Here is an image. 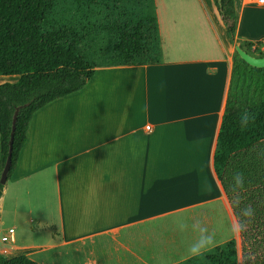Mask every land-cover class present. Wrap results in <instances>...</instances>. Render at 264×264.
Instances as JSON below:
<instances>
[{
  "label": "crops",
  "instance_id": "0c3cea01",
  "mask_svg": "<svg viewBox=\"0 0 264 264\" xmlns=\"http://www.w3.org/2000/svg\"><path fill=\"white\" fill-rule=\"evenodd\" d=\"M234 1L237 40L264 41V5ZM155 3L162 62L98 67L83 89L34 113L0 199L21 223L0 217L4 234L14 228L5 257L176 264L218 245L209 238L226 232V215L228 233L236 229L242 190L233 175L228 185L218 177L214 156L237 43L214 0ZM18 79L0 75V85Z\"/></svg>",
  "mask_w": 264,
  "mask_h": 264
},
{
  "label": "trees",
  "instance_id": "16d2710c",
  "mask_svg": "<svg viewBox=\"0 0 264 264\" xmlns=\"http://www.w3.org/2000/svg\"><path fill=\"white\" fill-rule=\"evenodd\" d=\"M214 1L232 43H237L235 1L222 0L221 6ZM240 45L252 55L264 56L257 54L253 42ZM162 59L155 0H0V75L19 76L15 83L0 85V178L17 108L8 180L37 110L83 89L98 67L154 64ZM234 59L215 170L225 184L232 182L231 174L238 189L259 196L257 209L264 204V68L249 65L236 51ZM237 59L244 71L236 69ZM242 150L248 151L238 160V168L228 171L232 155ZM4 188L0 182V199ZM0 264L39 263L24 254L7 258L0 253ZM176 264H240L237 240L229 239Z\"/></svg>",
  "mask_w": 264,
  "mask_h": 264
},
{
  "label": "rangeland",
  "instance_id": "374dc122",
  "mask_svg": "<svg viewBox=\"0 0 264 264\" xmlns=\"http://www.w3.org/2000/svg\"><path fill=\"white\" fill-rule=\"evenodd\" d=\"M216 4V2L214 1ZM243 41H238L237 44H241ZM253 42L256 45L257 54L264 53V41L261 43ZM237 70L244 71L242 64L237 59V65L235 66ZM7 183V182H6ZM248 193V194H247ZM251 192L249 190H242L239 196H233V219L235 230L232 228L230 233H228L227 223L228 218L227 215L224 217L226 222V232L222 235H216L214 237H210L212 240L214 238L215 244H219L222 240H229L235 238L238 244V252H239V260L240 264H263L264 263V204L258 205L256 209V202L260 200V197L249 196ZM7 199V200H6ZM5 199V208L3 205L0 206V217L2 220H6L8 226L15 225L20 226V221L15 220L10 213V199L6 196ZM4 203V202H3ZM223 217V215H222ZM223 222V220H221ZM207 221L201 219L198 223L201 225L202 229L203 224ZM218 221H216V224ZM180 224V223H179ZM197 221H194V228L196 229ZM1 228V227H0ZM23 232V233H21ZM4 233L0 232V246L3 247V243L1 237ZM8 236L10 234L5 233ZM18 234L24 235L26 237V233L24 229H18ZM217 242V243H216ZM211 243V244H212ZM40 264V263H39Z\"/></svg>",
  "mask_w": 264,
  "mask_h": 264
},
{
  "label": "water",
  "instance_id": "95a60500",
  "mask_svg": "<svg viewBox=\"0 0 264 264\" xmlns=\"http://www.w3.org/2000/svg\"><path fill=\"white\" fill-rule=\"evenodd\" d=\"M219 5H222V0H218ZM235 51L238 53L239 57L243 59L246 63L249 65L256 67V68H264V56L259 57L250 54L248 51H246L243 47H241L240 44L235 45ZM18 113H19V108L16 109L14 116H13V121H12V131H11V137L9 141V153L8 157L4 166V169L1 174L0 182L2 184H6L8 181V175L12 166V155H13V142H14V133L16 129V123L18 119Z\"/></svg>",
  "mask_w": 264,
  "mask_h": 264
},
{
  "label": "built area",
  "instance_id": "2783aa9c",
  "mask_svg": "<svg viewBox=\"0 0 264 264\" xmlns=\"http://www.w3.org/2000/svg\"><path fill=\"white\" fill-rule=\"evenodd\" d=\"M255 5H264V0H251ZM147 129H150L149 126H147ZM0 232L1 231V228H0ZM14 232V228H9L8 229V233L11 234ZM1 240L2 242H7L9 240V236L7 234H3L2 237H1Z\"/></svg>",
  "mask_w": 264,
  "mask_h": 264
}]
</instances>
